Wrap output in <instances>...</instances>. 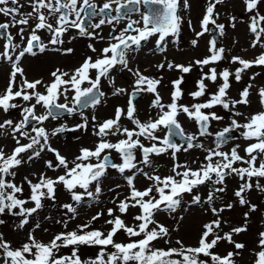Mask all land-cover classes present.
Masks as SVG:
<instances>
[{"label":"snow or ice","instance_id":"1","mask_svg":"<svg viewBox=\"0 0 264 264\" xmlns=\"http://www.w3.org/2000/svg\"><path fill=\"white\" fill-rule=\"evenodd\" d=\"M221 6L225 12L239 6L243 15L229 13L221 23ZM191 10V0H0V67L8 66L0 88V140L12 142L10 149L0 143V227L24 233L14 244L0 231V264H241L245 253L250 264H264V230H256L252 248L238 239L250 232L255 214L264 220L253 200L264 196V85L257 84L264 76V0H205L199 30ZM238 24L250 34L251 58L220 46L218 38ZM185 25L194 34L193 49L209 35L208 54L177 62L168 52L180 50ZM78 40L88 41L90 55L72 68L54 67L47 79H29L30 58L72 56L76 49L69 45ZM149 44V54L161 57L153 65L157 75L133 64ZM194 70L195 90L186 93L185 76ZM164 71L180 74L170 88ZM123 73L132 77L131 90L117 83ZM234 84L241 85L235 96ZM143 94L152 99L142 120L135 101ZM185 95L191 103L182 102ZM111 97H127L126 104L100 119ZM254 102L255 111H242ZM181 117L196 131H187ZM62 134L77 142L86 134L95 139L69 158L53 145ZM196 151L202 159L181 160ZM162 157L171 162L166 174ZM36 161L43 169L18 179L20 169ZM114 174L123 183L107 188L111 206L100 207L105 180ZM84 206L99 210L70 229ZM48 207L62 210L60 218L44 215ZM193 212L194 243H185L177 234ZM48 221L62 230L51 231ZM82 249L96 251L84 256Z\"/></svg>","mask_w":264,"mask_h":264},{"label":"rangeland","instance_id":"2","mask_svg":"<svg viewBox=\"0 0 264 264\" xmlns=\"http://www.w3.org/2000/svg\"><path fill=\"white\" fill-rule=\"evenodd\" d=\"M192 3V10L190 13L191 19L193 20V23L197 25V30L198 28V20L201 18L202 13H203V6L205 3V0H191ZM229 13L232 14H237V15H243L241 13V9L239 6L235 8H229L227 12L224 11L223 6H221V19L219 22L221 23H226L227 21V15ZM183 15L187 16L189 15L188 13H182ZM2 19V18H0ZM108 29L105 28L104 34L107 35ZM194 34L193 32L188 29L187 25L184 26L183 33L180 38V50H177L175 46H172L168 52V56L170 59H175L177 62H186L189 58H202L203 56L207 55V41L210 38L209 35H205L203 38L200 40V46L199 48L193 49L190 47V40L193 38ZM220 46L225 47L226 49H229V55H241L244 58H251L253 53V50L249 48L250 44V34L247 32L246 25L244 24H238L236 29L233 30L231 28H227L226 35L222 38H218ZM234 41H237L234 43ZM88 41L87 40H78L75 41L72 45L75 47L76 51L75 54L72 56L68 57H59V56H52V55H44L40 56L38 58L32 59L26 63V68L29 74V79H32L34 77H40L43 76L45 79H47V73L52 70L54 67L60 66L65 69L72 68L74 65H76L82 58L83 56L87 54H91L87 52V45ZM98 48L102 47V44H97L96 45ZM153 47L152 44L146 45L145 50L141 52L136 60L133 62L134 66L138 65L141 69H147V72L145 74L147 75H157L156 69L153 67V65L157 62L160 61L161 57L160 56H153L149 54L148 49ZM247 49V51H244ZM228 66L227 61L221 63V67ZM234 67V66H233ZM260 69H253V71H259ZM8 72V66L0 67V88L4 86L6 83V76ZM160 75L164 76V83L165 85H168L170 88L169 81L172 79L177 78L180 74L178 72H167L164 71L160 73ZM199 72L198 70H194L192 73L188 74L185 76V81L186 83L183 85L185 92H190L195 90V81L198 79ZM245 80H247V77H245ZM117 83L119 85L125 86L131 90V83H132V77L127 74H119L117 75ZM258 85H264V76L258 78L257 80ZM210 88L212 86L210 85ZM241 88V85L239 84H234L233 89H232V95L235 96L237 94V89ZM105 90L109 91L110 95V90L108 89L107 84H105ZM162 95L164 96L165 102H168L169 96H168V89L167 88H162L161 89ZM126 99L127 97H111L109 99V102L106 107L102 108L99 110L97 115L99 116L100 119H103L107 116H110L112 113V109L114 105H120L124 106L126 104ZM152 99L151 95L144 94L143 97L136 99L137 106L139 108V115L140 118L146 119L148 113L150 112V109L148 108V105L150 103V100ZM183 103H191V98L185 95L184 100L182 101ZM257 109V105L254 102L252 107L250 109H242V111L250 112V111H255ZM2 115H0V119H3ZM12 118H18L17 114L15 112L12 113ZM78 117L74 119H68L67 123L69 126L75 124L78 122ZM182 123L184 124V127L186 128L187 131L190 132H195L196 128L195 126L191 123L186 121L183 117H181ZM127 126L131 127V125L125 121L124 122ZM51 127V125H50ZM79 135V133H77ZM95 138L92 137L90 134L82 135L81 140L79 142L75 141L72 139V137L69 134H62L58 138H53V145L60 149L62 154L68 156L71 158L73 155L76 154L77 149L81 144H84L85 146H91L92 141ZM0 143L7 144L9 146V149L12 147V142L10 140H0ZM50 156V154H49ZM47 158V157H46ZM191 160V159H202V154L199 151L193 152L191 155H181V160ZM171 162L167 157H162L159 159V168L162 172V174H166L167 171L170 169ZM43 169V162L42 161H36L33 165L30 166H25L24 168L20 169V175L18 176V179H20L22 176L36 170H41ZM53 173L49 172V175H52ZM120 182L123 183L121 178L118 176V174L112 175L110 178L105 180V192L106 195L103 197L105 200V205H101L100 207H105L108 206L110 207L111 204H107V197L112 195V193H107V188L112 187L115 183ZM138 186H143V181L141 178V181L138 182ZM233 186V182H229V188ZM259 197V199H257ZM59 198L61 202H65L69 199L66 193H61L59 194ZM254 202H257L260 204V209L261 212H264V196H260L259 194H255L253 197ZM99 209L95 206L92 207H81L80 208V218L73 223L69 225V228H74L75 224L85 222L88 218H90L92 215L95 214L96 211ZM43 214L46 216H52L55 219H59L62 210H59L57 208L53 207H48L43 210ZM107 218V217H105ZM162 222L167 223V224H173L171 219L167 218L166 216H160L158 217ZM237 220H241V216L236 217ZM254 225H250V232L247 234H243L241 237L238 239L242 240L245 242L249 248L254 247V239L256 235V230H264V220H262L260 213L258 212L254 216ZM9 223H11L9 221ZM198 224V215L196 213L192 214H186V218L184 221V224L181 226L180 232L177 234L180 237L184 238L185 243H194L195 239V234H196V228ZM103 225V220L97 222L95 224L96 227H101ZM44 226L49 227L51 231H60L61 226L60 225H55L52 222L48 221L45 222ZM173 227L175 225L173 224ZM0 231H4L7 238L12 240L14 244H18L19 241H21L24 238V233H20L19 235L13 233L10 228L8 227H0ZM38 238L47 240L49 239L48 234H44L41 232L37 233ZM118 239L123 240L125 239L123 235L119 236ZM163 246V242H161V245ZM223 250V249H221ZM96 249H82V255L88 256V255H94ZM250 256L245 253L243 260L241 261V264H250Z\"/></svg>","mask_w":264,"mask_h":264},{"label":"flooded vegetation","instance_id":"3","mask_svg":"<svg viewBox=\"0 0 264 264\" xmlns=\"http://www.w3.org/2000/svg\"><path fill=\"white\" fill-rule=\"evenodd\" d=\"M143 96H144V94H143V95H141V96H138V97H137V99H138V98H141V97H143ZM150 101H151V100H150ZM135 102H136V101H135Z\"/></svg>","mask_w":264,"mask_h":264}]
</instances>
